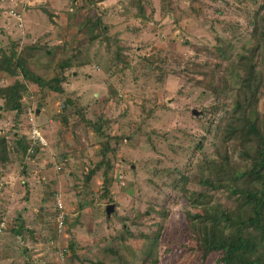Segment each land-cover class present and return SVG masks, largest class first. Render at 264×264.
Masks as SVG:
<instances>
[{"label":"rangeland","instance_id":"rangeland-1","mask_svg":"<svg viewBox=\"0 0 264 264\" xmlns=\"http://www.w3.org/2000/svg\"><path fill=\"white\" fill-rule=\"evenodd\" d=\"M259 5L0 0V53L14 51L44 80L59 76L62 89L25 81L17 115L0 98V264H222L220 252L201 259L190 249L187 213L199 191L232 205L227 191L199 183V164L217 150L239 161L236 148H221L216 124L231 102L226 66L249 44ZM13 80L0 72V86ZM26 107L47 143L28 156L16 144Z\"/></svg>","mask_w":264,"mask_h":264},{"label":"trees","instance_id":"trees-1","mask_svg":"<svg viewBox=\"0 0 264 264\" xmlns=\"http://www.w3.org/2000/svg\"><path fill=\"white\" fill-rule=\"evenodd\" d=\"M249 25V44L236 57L231 56L230 64L226 66V78L232 91L231 102L216 124L221 148L227 149L228 144L232 151L236 148L239 161L228 155L227 150H217L216 159L203 160L199 164V183L207 190L221 188L227 191L233 202L231 206H223L212 202L209 192H194L189 199L192 210L187 213L190 241L193 243L190 249L201 259L210 252H220L219 261L222 264H264V109L260 112L256 107L264 76L262 5L253 11ZM216 52L225 54L226 50L219 47ZM229 56L225 55L222 61L229 60ZM63 64L67 65V62L63 61ZM0 72L14 77L11 84L0 86L3 105L14 111V115L21 109L25 81L47 87L52 92L62 91L58 85L59 76L44 80L12 50L0 53ZM94 130H100L99 123ZM16 144L21 155H26V136L19 137ZM36 150L38 148L34 152ZM107 150L108 142L105 141L101 154L104 156ZM6 159L5 138L0 136V162ZM92 173L93 169H90L86 179ZM161 226L148 239L157 240ZM11 232L18 237L21 235L20 229L15 226Z\"/></svg>","mask_w":264,"mask_h":264},{"label":"built area","instance_id":"built-area-1","mask_svg":"<svg viewBox=\"0 0 264 264\" xmlns=\"http://www.w3.org/2000/svg\"><path fill=\"white\" fill-rule=\"evenodd\" d=\"M24 111L28 119L26 121L28 124V129L26 130V139L28 142V147L26 149V155H25L28 156L34 153L35 148L41 149L45 147L47 143L45 141V138L40 133L39 128L36 125H34V123L32 122V116L34 115L33 110L30 107H26ZM55 204H56V212L54 218L57 227L60 228L64 222V213L62 211L61 202L58 198H56Z\"/></svg>","mask_w":264,"mask_h":264},{"label":"water","instance_id":"water-1","mask_svg":"<svg viewBox=\"0 0 264 264\" xmlns=\"http://www.w3.org/2000/svg\"><path fill=\"white\" fill-rule=\"evenodd\" d=\"M61 106L64 107V104L62 103ZM112 210H113V205L112 204L107 205L106 208H105V214H106V216H108V214L110 212H112Z\"/></svg>","mask_w":264,"mask_h":264},{"label":"crops","instance_id":"crops-1","mask_svg":"<svg viewBox=\"0 0 264 264\" xmlns=\"http://www.w3.org/2000/svg\"><path fill=\"white\" fill-rule=\"evenodd\" d=\"M42 149H44V147H43V148H41V149H38V150H42Z\"/></svg>","mask_w":264,"mask_h":264}]
</instances>
